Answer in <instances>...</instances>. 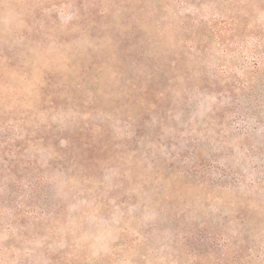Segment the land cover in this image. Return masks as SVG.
Returning a JSON list of instances; mask_svg holds the SVG:
<instances>
[{
	"label": "rangeland",
	"instance_id": "1",
	"mask_svg": "<svg viewBox=\"0 0 264 264\" xmlns=\"http://www.w3.org/2000/svg\"><path fill=\"white\" fill-rule=\"evenodd\" d=\"M151 1L0 0V61L12 59L30 75L25 81L0 67V131L29 135L24 154L39 166L29 178L48 173V185L34 193L24 178L4 191L0 177V264H222L219 255L230 258L209 237L202 245V225L235 236L247 225L239 217L253 224L264 211V0L243 8L252 15L236 32L239 46L228 36L225 48L212 40L204 53L187 43L194 70L179 81L201 107L161 122L162 112L139 102L141 68L121 58L111 38L128 19L132 41L171 59L184 54V41L198 40L182 28L199 20L195 9L215 15L234 4ZM256 50L259 68L251 73ZM131 77L137 90L126 82ZM40 131H48L47 141ZM214 157L243 182L213 185ZM253 247L255 264H264V241Z\"/></svg>",
	"mask_w": 264,
	"mask_h": 264
},
{
	"label": "trees",
	"instance_id": "2",
	"mask_svg": "<svg viewBox=\"0 0 264 264\" xmlns=\"http://www.w3.org/2000/svg\"><path fill=\"white\" fill-rule=\"evenodd\" d=\"M251 1L254 0H229V3L234 4L233 7L228 10H217V14L215 15H204L203 10L200 8L195 9L194 13H202L199 20L193 21L191 26H188L185 22L182 24V28L189 34L198 37V40L196 41L193 38L190 39V41H184L186 43H184L183 48L181 49L184 51V54H175L171 59H168L166 56H159L155 51H150L149 45L146 47L144 44L139 45L136 41H132L131 36L133 32L127 30V26L131 25V22L128 19L120 24L117 34L111 38V42L112 44L117 45V52L120 54L121 58H124L125 61L127 60L132 64V66L141 68L138 72L139 77L143 78L146 83L138 87L139 102L146 110L162 112V119H160V122L163 118L165 119L169 114L174 113L175 111H178L186 116H193V114L197 113L201 107L200 99L193 94V90L181 89L183 87H181V82L179 81L183 74L186 75V81H189L191 73L194 70L193 63L191 64L187 59V57L191 58V55L187 56V54H185V50L190 51L189 48H186L189 47L187 43L192 42L199 53H204L207 47L211 45L210 42L212 40H215L220 47L222 46L225 48V46H227L225 38L228 36L229 40L234 45L239 46L240 41H235V37H237L236 32L243 23H247L251 18V13L243 12V8L247 7ZM151 2L155 5V0H152ZM202 4L203 3H201V5ZM101 13L102 14H99L102 15L101 17H105L107 15L105 11H102ZM146 14L152 15L149 12ZM94 26L101 30L110 29V25L107 23H100L98 21L94 22ZM120 31L124 32V34L121 35L122 32ZM201 44L204 46L203 49L201 48ZM192 48L194 47L191 46V49ZM258 55L259 54L256 50L251 56L253 57L251 60V67L253 68V71H251V73L257 71L259 68V61L257 59L259 58L257 57ZM0 67L14 73L22 72V75L25 76L23 78L25 81L30 78V75L27 74L28 68L20 65L19 63L13 62L12 59H7L5 61L1 60ZM239 70L242 74H245L247 66L242 64L240 65ZM227 73L228 66L222 65L220 74L223 76L227 75ZM43 82H47L46 86L48 87V77H45ZM126 82L128 86L131 84L132 87L137 90V85H135L136 81L133 77L127 79ZM238 82H240V89L247 88L249 90H253V87L249 82ZM213 84L216 85V80ZM158 85L162 86L158 87ZM239 86H235L234 89H237ZM205 88L209 89L207 86ZM221 91L222 90L219 89L217 92ZM44 97V99H48V93H46ZM151 97L154 99L153 101H151ZM236 99L237 98L227 99L223 109L228 110L227 112H229L231 109H229V106L235 107ZM160 101H164L165 104H161ZM250 108H248V110ZM217 109H220V106L219 108L217 107ZM216 111L215 107H213L212 113L216 114ZM247 114L249 116L251 115V113ZM16 120H18V118ZM19 122L24 125L26 119L22 117L19 119ZM40 132L43 133L41 139L43 141H47L48 131ZM50 135H55V131L52 130ZM28 141L29 135L22 133L18 135L9 134L4 133V131H0V177L6 179L4 180L6 186L3 187L2 190L6 191L11 188L16 189V186H20V181L23 178L24 183L28 185L29 191L32 193L39 189V185L41 183L45 182L48 185V173H40V175L35 179H31L32 177L29 178L27 175L28 170H33L34 168L38 169L39 167L37 165V161L35 162L33 159L24 154V150L26 148L25 145ZM196 150L197 147L195 146L194 151L196 152ZM251 152L254 153L255 149L253 148ZM218 159V157H214L211 160L217 163ZM261 159H263V156ZM262 161L264 162V159ZM197 168L198 166L194 164L192 167L193 172L197 173ZM212 170L216 174L215 178L217 179L213 182V185L217 187L227 188L237 183L240 184L243 182L242 179H245V177L230 164L224 165L217 163L215 167H212ZM235 176H240L241 178L238 180ZM246 203L247 205H250L251 200ZM258 211L259 214L256 213L258 215L257 222L253 224H251V222L247 223L243 217H239L241 219V223L247 225H245L246 227H243V231H239V233L235 236L229 235L230 233L219 234L216 229H209L204 227L205 224L202 225L204 228V232L201 234L204 243L202 245L206 247V240L208 237L211 241L213 240V244L217 243V245L220 246L218 250L221 251L219 254L225 253L226 257L230 258V260L228 258L225 259V255H219L221 260H223L222 264H255L257 259H259V253L256 252L257 256H254L255 249L257 247H253V244L258 241H264V211ZM260 213H263L262 216ZM185 236L187 240L192 239L194 232H186Z\"/></svg>",
	"mask_w": 264,
	"mask_h": 264
}]
</instances>
